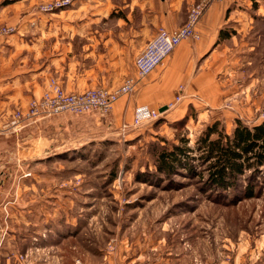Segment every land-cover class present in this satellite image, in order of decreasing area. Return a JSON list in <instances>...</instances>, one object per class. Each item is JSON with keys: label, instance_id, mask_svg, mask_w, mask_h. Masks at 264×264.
I'll use <instances>...</instances> for the list:
<instances>
[{"label": "rangeland", "instance_id": "1", "mask_svg": "<svg viewBox=\"0 0 264 264\" xmlns=\"http://www.w3.org/2000/svg\"><path fill=\"white\" fill-rule=\"evenodd\" d=\"M59 1L40 0L32 9L48 15L43 48L55 58L48 78L87 89L136 74L142 38L154 31L148 21L133 31L146 9L106 8L111 14L94 26L112 29L113 43L86 46L84 37L67 32L74 27L69 23L77 26L73 13L102 12L110 0ZM194 1L174 5L187 15ZM226 1V37L211 49L208 92L189 94L183 85L181 99L177 91L161 100L167 108L159 117L125 130L132 115L116 124L99 112L52 115L18 133L0 130V264H264V172L250 178L248 171L236 186L218 189L198 158L192 169L157 167L160 145L194 146L215 121L231 133L237 119L249 125L264 120V0ZM129 14L137 24L124 18ZM20 22L9 24L13 33ZM1 82L2 75L0 127L15 105L2 106L10 89Z\"/></svg>", "mask_w": 264, "mask_h": 264}, {"label": "crops", "instance_id": "2", "mask_svg": "<svg viewBox=\"0 0 264 264\" xmlns=\"http://www.w3.org/2000/svg\"><path fill=\"white\" fill-rule=\"evenodd\" d=\"M37 1L40 0H0V27L21 19L18 32L0 34L1 88L10 89L7 93V99L1 102L2 106H7L12 102L15 104L14 108L25 105L31 97L42 93L49 79L48 69L52 66L55 58L51 56L50 60L47 47L43 48L44 38L49 34L48 29L44 27V21L48 19V15L33 12V5ZM174 2L175 0H124L122 4L111 0L106 1L105 10L102 12L73 13L72 19L78 20L77 26L73 22L69 23V26L74 27H70L67 32L71 35L84 37L83 45H95L98 42L109 46L111 42L113 43L112 29L98 28L94 26V22L108 18L111 12H106L107 9L111 8L113 12L114 8L133 7L134 5H140L142 11L145 9L146 11H144V17L141 18L139 24H137L138 19L134 20L131 14L124 17L126 20L135 21L137 24L133 31L138 27L142 28L147 21L154 26V31L160 26L174 28L183 24L187 17L185 13H179L178 8L175 7L178 4L174 5ZM226 3V0L225 2L224 0L215 2L208 8L199 25L201 31L199 39L184 40L155 72L140 82L139 88L133 95H124L115 102L112 112L108 115L112 118L111 121L119 124L121 118H128L131 115L134 117L136 108L141 105L160 108L165 104L161 103V100L176 95L177 91L179 93V85H186L185 91L189 94L195 93V91H209L212 83H214L213 71L210 66L214 50L211 49L220 39L222 26L228 20L224 13L225 8H227ZM115 10L118 11V9ZM28 20L34 24L29 25ZM39 20L40 24L38 23ZM85 24H88L89 27H82ZM56 31H59V27ZM61 31L64 34L63 28ZM154 31L142 38L145 45L156 33ZM30 36L39 37V41L32 39L30 42L27 38ZM134 68L136 70L135 63ZM62 83L68 90L81 91L85 89L82 83L77 84V82L70 80H67L66 83L62 81ZM12 110L8 111V115ZM1 111L0 114L6 112L5 108ZM132 122L133 120L127 123L132 124Z\"/></svg>", "mask_w": 264, "mask_h": 264}, {"label": "built area", "instance_id": "3", "mask_svg": "<svg viewBox=\"0 0 264 264\" xmlns=\"http://www.w3.org/2000/svg\"><path fill=\"white\" fill-rule=\"evenodd\" d=\"M15 1V0H8ZM71 0H61L58 5H64ZM223 0H195L189 5L187 17L183 24L168 28L160 26L154 36L135 57L136 74L127 76L121 83L114 86L90 87L81 91L68 90L57 77L48 79L40 95L31 97L23 106L15 107L8 115V119L0 127L1 131L18 133L35 121L61 113L86 114L99 112L109 115L115 102L124 95H132L152 71H154L174 50L186 39L197 40L201 37L200 22L215 2ZM48 8L47 5L43 6ZM15 31L13 25H2L0 34H10ZM2 75V61L0 54V77ZM184 87L180 85L178 99L183 96ZM160 108L141 105L136 108L133 125H139L146 119L157 118L161 115ZM125 130L130 123H123ZM97 264H114L110 260H103ZM134 264H149L138 261Z\"/></svg>", "mask_w": 264, "mask_h": 264}, {"label": "trees", "instance_id": "4", "mask_svg": "<svg viewBox=\"0 0 264 264\" xmlns=\"http://www.w3.org/2000/svg\"><path fill=\"white\" fill-rule=\"evenodd\" d=\"M223 32L222 29L220 37H226ZM157 154V167L163 172H172L178 167L192 169L194 160H203L207 163L208 182L218 189H229L248 171L250 178L264 172V120L249 125L237 119L231 133L215 121L207 125L194 146H189L188 141L164 144ZM253 194L250 187L248 196Z\"/></svg>", "mask_w": 264, "mask_h": 264}, {"label": "water", "instance_id": "5", "mask_svg": "<svg viewBox=\"0 0 264 264\" xmlns=\"http://www.w3.org/2000/svg\"><path fill=\"white\" fill-rule=\"evenodd\" d=\"M166 108H167V105H163V106L160 107V110L164 111Z\"/></svg>", "mask_w": 264, "mask_h": 264}]
</instances>
